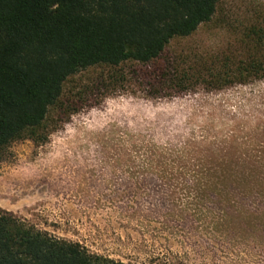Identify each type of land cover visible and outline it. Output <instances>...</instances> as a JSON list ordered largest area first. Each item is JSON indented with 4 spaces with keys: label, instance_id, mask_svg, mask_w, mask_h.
<instances>
[{
    "label": "rangeland",
    "instance_id": "374dc122",
    "mask_svg": "<svg viewBox=\"0 0 264 264\" xmlns=\"http://www.w3.org/2000/svg\"><path fill=\"white\" fill-rule=\"evenodd\" d=\"M256 26L263 0H221L210 22L169 50L241 55ZM114 71L71 77L61 101L71 114L51 111L48 141L11 145L0 209L125 263L264 264V81L162 99L99 82L74 114V94ZM221 172L248 181L208 180Z\"/></svg>",
    "mask_w": 264,
    "mask_h": 264
},
{
    "label": "trees",
    "instance_id": "16d2710c",
    "mask_svg": "<svg viewBox=\"0 0 264 264\" xmlns=\"http://www.w3.org/2000/svg\"><path fill=\"white\" fill-rule=\"evenodd\" d=\"M220 1L0 0V162L16 142L45 144L55 131L48 123L51 111L71 114L61 102L65 83L94 68L116 71L74 94V114L99 82L138 85L146 98L162 99L200 86L210 92L264 81L262 26L243 35L241 55L170 52L174 41L212 20ZM125 64L139 68L117 71ZM207 176L212 182L248 181L230 172ZM0 264L131 263L55 237L0 209Z\"/></svg>",
    "mask_w": 264,
    "mask_h": 264
}]
</instances>
